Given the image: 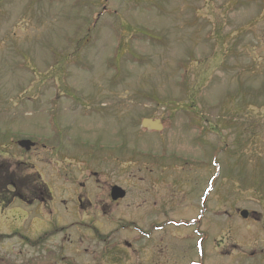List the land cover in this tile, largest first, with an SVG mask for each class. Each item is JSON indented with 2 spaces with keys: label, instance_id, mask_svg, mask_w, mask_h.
<instances>
[{
  "label": "rangeland",
  "instance_id": "rangeland-1",
  "mask_svg": "<svg viewBox=\"0 0 264 264\" xmlns=\"http://www.w3.org/2000/svg\"><path fill=\"white\" fill-rule=\"evenodd\" d=\"M23 163L48 173L53 199L0 208V264H102L64 235L62 258L45 236L71 221L58 205L69 178L51 170L82 163L123 185L136 164L167 167L171 264L264 260V0H0V164Z\"/></svg>",
  "mask_w": 264,
  "mask_h": 264
},
{
  "label": "flooded vegetation",
  "instance_id": "flooded-vegetation-1",
  "mask_svg": "<svg viewBox=\"0 0 264 264\" xmlns=\"http://www.w3.org/2000/svg\"><path fill=\"white\" fill-rule=\"evenodd\" d=\"M119 164L123 166L122 163ZM13 166L0 165V194L8 198L9 194L15 193L23 201L24 188L28 189L32 197L24 200V203L31 205L38 199L44 201V192L36 188L37 179L42 176L40 171L32 170L31 168H35L34 165H18L23 170H13ZM134 166L143 174L135 175L136 179L132 185H123L112 180L107 177L105 170L90 169L88 164L61 166L53 170L59 179L68 177L70 181L69 185L65 184L67 181H62L65 183L58 187L60 202L58 205L71 217V221L65 223L62 229L45 235L59 240L60 256H63L61 236L64 235L69 239L70 245L76 247L74 250L83 249L85 253L97 256L102 264L172 263L175 253L174 235L169 227L174 224L171 217L174 201L168 196H165V201L158 196V171L152 165ZM164 173L168 172H163L161 177ZM33 174L34 179L29 180ZM176 176L180 177L179 174ZM188 181L189 177L184 183ZM114 186L124 189L125 196L114 199L112 196ZM190 192L191 190H187L185 194L189 197ZM191 197L194 200V196ZM46 207H49L48 204H45ZM203 213L205 211L200 206V213L196 219L187 225L189 229L197 226L193 231L197 237L195 248L197 242L205 236L202 231ZM191 239L193 238L188 233L185 240ZM195 248L192 250L195 251ZM237 255L242 259L236 264H264V260L251 259L247 251L237 250ZM67 262L78 264L76 261Z\"/></svg>",
  "mask_w": 264,
  "mask_h": 264
},
{
  "label": "water",
  "instance_id": "water-1",
  "mask_svg": "<svg viewBox=\"0 0 264 264\" xmlns=\"http://www.w3.org/2000/svg\"><path fill=\"white\" fill-rule=\"evenodd\" d=\"M142 126L145 127V128H149V129H152V130H162L163 129V126L161 124V121L159 120H148V119H145L143 120L142 122ZM20 145L24 148H26L27 150H29L32 146V144L30 142H21ZM115 191L116 189H119V188H114ZM118 196H123V194L119 193ZM241 215L246 218L248 216V212L247 211H243L241 212Z\"/></svg>",
  "mask_w": 264,
  "mask_h": 264
},
{
  "label": "trees",
  "instance_id": "trees-1",
  "mask_svg": "<svg viewBox=\"0 0 264 264\" xmlns=\"http://www.w3.org/2000/svg\"><path fill=\"white\" fill-rule=\"evenodd\" d=\"M257 187H261V185H258V186H257V184H256V188H257Z\"/></svg>",
  "mask_w": 264,
  "mask_h": 264
}]
</instances>
